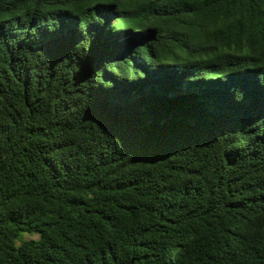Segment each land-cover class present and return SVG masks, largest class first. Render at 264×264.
Returning <instances> with one entry per match:
<instances>
[{"label":"trees","instance_id":"trees-1","mask_svg":"<svg viewBox=\"0 0 264 264\" xmlns=\"http://www.w3.org/2000/svg\"><path fill=\"white\" fill-rule=\"evenodd\" d=\"M0 264H264V0H0Z\"/></svg>","mask_w":264,"mask_h":264},{"label":"rangeland","instance_id":"rangeland-1","mask_svg":"<svg viewBox=\"0 0 264 264\" xmlns=\"http://www.w3.org/2000/svg\"><path fill=\"white\" fill-rule=\"evenodd\" d=\"M27 235V234H26Z\"/></svg>","mask_w":264,"mask_h":264}]
</instances>
